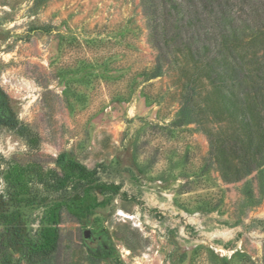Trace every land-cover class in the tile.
Masks as SVG:
<instances>
[{"label":"rangeland","instance_id":"rangeland-1","mask_svg":"<svg viewBox=\"0 0 264 264\" xmlns=\"http://www.w3.org/2000/svg\"><path fill=\"white\" fill-rule=\"evenodd\" d=\"M147 1L0 0V264H264V0L213 60Z\"/></svg>","mask_w":264,"mask_h":264},{"label":"trees","instance_id":"trees-1","mask_svg":"<svg viewBox=\"0 0 264 264\" xmlns=\"http://www.w3.org/2000/svg\"><path fill=\"white\" fill-rule=\"evenodd\" d=\"M147 9L153 16V34L159 55L169 46V41L174 40L192 47L195 56H201L203 44L208 45L206 52L211 55V60L215 58L217 48L225 42L223 38L229 29H237L249 19L252 24H256L259 19L258 6L252 0H148ZM182 11L185 13L184 18ZM159 24L163 25V32H160ZM187 25L193 34L191 36H188ZM169 31H173V34H169ZM234 73L238 79L244 73L238 63L234 65ZM80 200V196L75 198L78 208L81 207ZM51 231L53 237L48 238V243L54 249L57 246L58 229Z\"/></svg>","mask_w":264,"mask_h":264},{"label":"bare ground","instance_id":"bare-ground-1","mask_svg":"<svg viewBox=\"0 0 264 264\" xmlns=\"http://www.w3.org/2000/svg\"><path fill=\"white\" fill-rule=\"evenodd\" d=\"M217 234L223 235L225 237V239H230V238H233L235 236V233L233 231H225V230H223V231L222 230L221 231L219 230L217 232ZM220 249H222V248L220 247Z\"/></svg>","mask_w":264,"mask_h":264},{"label":"water","instance_id":"water-1","mask_svg":"<svg viewBox=\"0 0 264 264\" xmlns=\"http://www.w3.org/2000/svg\"><path fill=\"white\" fill-rule=\"evenodd\" d=\"M84 238L87 239L88 241L94 242L93 233L91 229L84 230Z\"/></svg>","mask_w":264,"mask_h":264},{"label":"flooded vegetation","instance_id":"flooded-vegetation-1","mask_svg":"<svg viewBox=\"0 0 264 264\" xmlns=\"http://www.w3.org/2000/svg\"><path fill=\"white\" fill-rule=\"evenodd\" d=\"M95 241V239H93Z\"/></svg>","mask_w":264,"mask_h":264}]
</instances>
